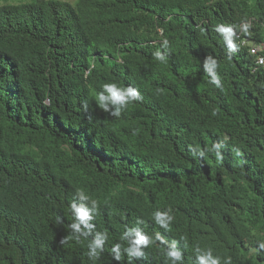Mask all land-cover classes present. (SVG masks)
I'll list each match as a JSON object with an SVG mask.
<instances>
[{
  "label": "trees",
  "instance_id": "trees-1",
  "mask_svg": "<svg viewBox=\"0 0 264 264\" xmlns=\"http://www.w3.org/2000/svg\"><path fill=\"white\" fill-rule=\"evenodd\" d=\"M262 41L264 0H0V264H264ZM113 82L141 97L119 117L95 101ZM77 190L96 201L79 240Z\"/></svg>",
  "mask_w": 264,
  "mask_h": 264
},
{
  "label": "clouds",
  "instance_id": "clouds-1",
  "mask_svg": "<svg viewBox=\"0 0 264 264\" xmlns=\"http://www.w3.org/2000/svg\"><path fill=\"white\" fill-rule=\"evenodd\" d=\"M241 30L247 32L248 25H242ZM217 31L224 34L226 44L228 45L230 50L234 51L236 49V44L233 42V36L235 35L233 28L231 26L220 25L217 27ZM164 43L165 45H167L166 40ZM258 44L255 43L253 45ZM153 55L159 61L165 60V56L159 50L156 51ZM217 67V61L210 56L207 57L204 61V68L211 77V83L215 84L217 87H220L221 81L216 72ZM85 75H87V73ZM102 89L103 90L95 96L96 104L101 110L113 117H119L123 111L127 110L130 103L141 99L139 91L130 85L127 87H121L114 82L105 83L102 85ZM85 108H87V105H85ZM135 134H137V130L134 129L133 135ZM227 139L228 138L225 136L222 141L213 143L211 148H208L207 150L201 149L199 152V157L205 158L207 152H211L214 154L217 162H222L224 159V155L221 149L226 146ZM188 150L192 156L195 157L197 155V153L193 151L191 145L189 146ZM233 151L237 156L241 154L239 149H233ZM76 200L88 201L89 197L82 190H77L76 199H74L70 204L71 212L74 216V222L70 225V227L72 233L75 235V238L79 240L80 237L87 238L92 234L94 225H92L90 221L92 220L91 213L96 206V201L92 200L91 204L93 207L89 208L84 203L78 204ZM155 217L157 222L164 227H166L168 221L172 219V217L168 216L167 213L162 212H156ZM136 235L138 238L134 241V245L138 246L142 243H147V238L144 235H141L139 232H137ZM105 239L106 236H104L103 233H96L94 239H92L88 244V255L90 258H95L99 254V250L102 248ZM61 242L63 243L64 241L62 240ZM115 248L118 249L119 245H116ZM128 251L132 255H140L138 247H130ZM196 251L197 264H220V258L213 256L211 250L201 252L200 249H197ZM168 256L170 258H173V264H175L176 260H179L181 258V254L176 250L170 251L168 253ZM115 258L119 260L120 256L117 255ZM224 264H230V259H226Z\"/></svg>",
  "mask_w": 264,
  "mask_h": 264
},
{
  "label": "built area",
  "instance_id": "built-area-1",
  "mask_svg": "<svg viewBox=\"0 0 264 264\" xmlns=\"http://www.w3.org/2000/svg\"><path fill=\"white\" fill-rule=\"evenodd\" d=\"M243 44H248L247 40H242ZM251 53L256 56V63L258 65H264V42L258 44V45H252Z\"/></svg>",
  "mask_w": 264,
  "mask_h": 264
},
{
  "label": "rangeland",
  "instance_id": "rangeland-1",
  "mask_svg": "<svg viewBox=\"0 0 264 264\" xmlns=\"http://www.w3.org/2000/svg\"><path fill=\"white\" fill-rule=\"evenodd\" d=\"M70 1H75V0H70Z\"/></svg>",
  "mask_w": 264,
  "mask_h": 264
}]
</instances>
